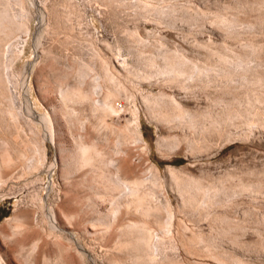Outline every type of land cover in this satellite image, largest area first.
<instances>
[{
    "label": "rangeland",
    "instance_id": "rangeland-1",
    "mask_svg": "<svg viewBox=\"0 0 264 264\" xmlns=\"http://www.w3.org/2000/svg\"><path fill=\"white\" fill-rule=\"evenodd\" d=\"M24 3V30L0 35L11 100L0 96V264H138L127 232L146 222L157 233L159 223L126 208L103 175L154 182L146 191L159 220L174 215L177 250L164 264H264V0ZM176 54L199 67L226 56L245 69L228 85L181 86L156 73ZM95 55L121 87L102 123L90 102L59 93L79 86L82 64L96 70L82 89L99 76L104 87ZM82 144L103 152L93 167L78 160Z\"/></svg>",
    "mask_w": 264,
    "mask_h": 264
},
{
    "label": "bare ground",
    "instance_id": "bare-ground-1",
    "mask_svg": "<svg viewBox=\"0 0 264 264\" xmlns=\"http://www.w3.org/2000/svg\"><path fill=\"white\" fill-rule=\"evenodd\" d=\"M93 1L96 2V0H93ZM24 5H25L24 0H0V35L1 36H4V38H6L8 36L14 35L16 31L19 32L20 29H23L22 27H24L25 25L22 21V18H25L24 13L26 11L24 10L25 9ZM14 6H17L20 12L14 13L13 12ZM74 13L76 14V12ZM1 54L3 56V53ZM98 56L99 55H95L94 57H98ZM168 56L165 55L162 57L164 60L163 62H165V66L162 69H158L156 73L160 76H163L166 80L171 81V83L176 82V83L181 84V86H183L186 82L194 81L199 78H205L211 81V80H214L216 78L218 79L221 77L224 78L225 83L228 85L233 80L235 76L234 73L237 72L238 69H243V70L245 69V66H243L244 61L235 63L236 62L235 60L231 61L226 56H222V57L220 56L218 60H216L217 64L213 67H199L197 65L191 66V63L187 61V59H185L182 55H178V54L172 57H168ZM1 60L2 59L0 57V96L6 99L8 103H11L10 98L8 97V95H6L7 93L5 92V86H6V79L4 78L5 69L3 68L4 66L1 63ZM103 60L104 59L101 58L102 77H103V82L105 83V85L103 82L102 84L104 85V87L100 85L101 82H99L100 81L99 79L101 78L99 76V78H96V79L92 78V80L94 81V82L92 81V83L94 84L89 88V91H85L82 89V84L83 82H85L84 80H86L88 77L90 78V75L92 76V73L94 71L91 65L82 64L79 66V68L75 72L77 75L76 78H79L78 79L80 82L79 86L75 88L73 87L70 88V86L59 88V93L61 94L62 98L66 100L67 102H71L73 100H79V101L86 100L90 102L92 109L94 111L100 112L101 118H102V121H100L101 123L105 122L104 119L106 117L117 113V110L114 107L113 103H114V100L119 96V89L121 88L120 87L118 89V86L116 85L117 81H115L114 79V76L111 72L112 70H110V67L108 66L109 64L106 63L107 61L105 62ZM150 65L153 68L155 67L154 64L153 65L150 64ZM94 74H96V70L94 71ZM97 95L98 96L100 95L101 97L100 100H96L94 98ZM145 101L149 102V99L146 98ZM12 104L9 107L8 114L11 119L15 120L16 114L14 112V109L12 108ZM137 124H138V121H137ZM134 127H135L134 128L135 130L134 132L133 131L131 132V135H130L131 138H135L138 132V131L136 132V128H137L136 124ZM125 135L126 134H124L123 137H125ZM137 139L138 138L134 140L138 141L140 138L138 140ZM98 149L96 148V146H93L91 144L90 145L88 144L80 145L78 149L79 151L77 152L78 160L84 165H89L93 167V164L94 162H96L97 158L101 159V156L103 155L102 154L103 152L101 153ZM103 165L104 167L108 168L111 165V163L107 162V163H104ZM102 177H103V181L106 182V185L108 186V189L110 190V193H112L113 191H118L122 195L123 198H126L127 201L128 199L130 200L126 208H133L135 212L138 213L140 216H142L144 220L153 218L157 220L159 223V232L157 233H155L149 227H147L146 222H144L142 225L133 224L130 227L129 231L127 232L128 236H130L132 239V241L130 240L131 245H133L136 248V250L139 252V254H141L140 257H137L138 258L137 260L139 261L138 264H146L145 260H147V258H149L150 260L148 261L149 264H164L163 262L167 258V251H168L167 249H170L171 251L177 250V241H176L175 236H173L171 232L174 215L172 212L166 210V221L161 222V220H159L160 219V215H159L160 208H158L159 205L157 206L156 203L151 200L154 198V193L152 190L146 191L147 184L151 183L154 185V182L151 180L150 181H140V180L123 181L119 178H113V177L106 176V175H103ZM6 181L1 175V168H0V188H2L7 183ZM153 203L155 204L153 205ZM113 206H115V212H118L120 209V206L118 205V203L115 202ZM55 214H56L55 211L52 210L51 211V222H52L51 229L54 231L56 230V224H57V219H56L57 216ZM19 228H21V226L19 224H16L15 226L16 231L14 230L13 232L19 231ZM167 241L170 245L168 247L165 246L167 245L166 244Z\"/></svg>",
    "mask_w": 264,
    "mask_h": 264
}]
</instances>
